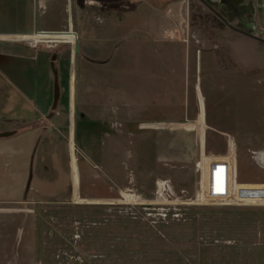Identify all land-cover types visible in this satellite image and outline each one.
I'll return each mask as SVG.
<instances>
[{
  "label": "crops",
  "instance_id": "crops-1",
  "mask_svg": "<svg viewBox=\"0 0 264 264\" xmlns=\"http://www.w3.org/2000/svg\"><path fill=\"white\" fill-rule=\"evenodd\" d=\"M198 2L202 13L196 27L192 0H0V161H5L7 188L22 189L23 198L26 191L29 197L45 199L68 196L69 156L63 133L70 56L67 50L54 56L5 37L48 33L73 39L64 34L70 30L77 35V107L86 114L77 134L92 165L102 164L111 151V126L138 124L144 109L174 108L176 84L188 92L195 88L213 124L220 122L211 110H217L223 96L229 97L231 114L226 118H236L241 131L245 127L252 136L248 140L264 141V39L245 35L256 30L264 37V0ZM145 47L151 51L149 70L142 65ZM176 47L182 50L185 70L170 65ZM160 48L168 53L165 69L159 64ZM54 70L59 85L56 107ZM222 124L231 123L226 119ZM74 172L75 199L77 173L78 189L85 196L111 195L108 183L94 184L101 177L86 163Z\"/></svg>",
  "mask_w": 264,
  "mask_h": 264
},
{
  "label": "rangeland",
  "instance_id": "rangeland-1",
  "mask_svg": "<svg viewBox=\"0 0 264 264\" xmlns=\"http://www.w3.org/2000/svg\"><path fill=\"white\" fill-rule=\"evenodd\" d=\"M201 9L198 0H192L193 26L198 27ZM246 32L264 39L256 30ZM75 46L29 47L51 51L54 56L67 50L70 56L69 110L63 133L70 191L64 199L29 197L28 191L23 198L22 189L7 188L5 161H0V264H264V207L185 203L195 197L201 147H206L209 155H233L239 182L264 183V141L248 140L252 136L245 127L241 131L236 118H226L231 114L229 97L223 96L217 110H211L220 122L213 124L195 88L188 92L176 84L174 108L144 109L138 124L111 126V151L95 166L83 153L77 134L86 114L77 107L76 62L80 53L75 56ZM163 50L159 49L161 69L166 68L168 54ZM171 52L175 58L170 62L172 68L185 70L181 48ZM150 54L145 47L143 70L151 68ZM144 88L150 90V86ZM130 114L132 117L134 111ZM226 119L231 124H222ZM260 128L264 130V125ZM83 162L101 177L95 185L109 184L110 196H85L78 189L77 173L75 199L73 174ZM130 193L141 202H126L124 197ZM104 200L112 201L102 203Z\"/></svg>",
  "mask_w": 264,
  "mask_h": 264
},
{
  "label": "built area",
  "instance_id": "built-area-1",
  "mask_svg": "<svg viewBox=\"0 0 264 264\" xmlns=\"http://www.w3.org/2000/svg\"><path fill=\"white\" fill-rule=\"evenodd\" d=\"M64 34L72 35L73 39L71 37L61 38L59 35L63 34L48 33L5 37L3 39L23 42L31 48H37L41 45L51 48L59 44L75 46L77 35L72 30ZM196 174L195 197L185 203L196 206L264 207V183L239 182L237 180V161L229 152L225 156L209 155L206 147H201L196 162ZM243 186L246 188H242ZM124 200L128 203L141 202L135 194L131 193L125 195Z\"/></svg>",
  "mask_w": 264,
  "mask_h": 264
},
{
  "label": "water",
  "instance_id": "water-1",
  "mask_svg": "<svg viewBox=\"0 0 264 264\" xmlns=\"http://www.w3.org/2000/svg\"><path fill=\"white\" fill-rule=\"evenodd\" d=\"M245 35H248L254 39H257V40H260L259 38L257 37H254L252 35H249V34H246ZM80 53V46L78 44H76L75 46V56H77L78 54ZM54 74H55V96H54V100H55V107L57 106L58 104V101H59V85H58V77H57V72L54 70ZM4 136H7V135H4Z\"/></svg>",
  "mask_w": 264,
  "mask_h": 264
},
{
  "label": "bare ground",
  "instance_id": "bare-ground-1",
  "mask_svg": "<svg viewBox=\"0 0 264 264\" xmlns=\"http://www.w3.org/2000/svg\"><path fill=\"white\" fill-rule=\"evenodd\" d=\"M74 147V146H73ZM74 149H75V147H74ZM162 187V186H161Z\"/></svg>",
  "mask_w": 264,
  "mask_h": 264
}]
</instances>
